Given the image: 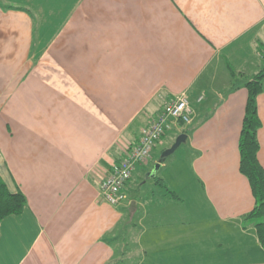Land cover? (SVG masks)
Here are the masks:
<instances>
[{
	"label": "crops",
	"instance_id": "0c3cea01",
	"mask_svg": "<svg viewBox=\"0 0 264 264\" xmlns=\"http://www.w3.org/2000/svg\"><path fill=\"white\" fill-rule=\"evenodd\" d=\"M263 67L264 0H0V178L28 201L0 225V264H115L130 228L133 264H264L239 150ZM181 96L191 123L170 122L126 190L156 164L164 187L123 226L102 184ZM258 114L264 169V91Z\"/></svg>",
	"mask_w": 264,
	"mask_h": 264
},
{
	"label": "trees",
	"instance_id": "16d2710c",
	"mask_svg": "<svg viewBox=\"0 0 264 264\" xmlns=\"http://www.w3.org/2000/svg\"><path fill=\"white\" fill-rule=\"evenodd\" d=\"M246 89L248 99L239 140L240 172L248 179L255 199L254 210L247 218L255 221L256 233L264 248V169L258 159L260 151L258 132L262 125L258 114V97L264 91V67L247 83ZM153 180L164 187L157 176ZM167 191L176 197L173 192L168 189ZM27 204V198L20 190L10 191L0 178V225L11 216L22 215ZM125 256V253L122 254L115 264H124Z\"/></svg>",
	"mask_w": 264,
	"mask_h": 264
},
{
	"label": "built area",
	"instance_id": "2783aa9c",
	"mask_svg": "<svg viewBox=\"0 0 264 264\" xmlns=\"http://www.w3.org/2000/svg\"><path fill=\"white\" fill-rule=\"evenodd\" d=\"M191 115L192 110L185 96L167 105L159 119L142 130L139 143L130 150L128 156L110 169L101 188L104 202L115 207L122 205L126 198L127 184L137 168L149 162L155 146L170 130V122L174 120L189 125Z\"/></svg>",
	"mask_w": 264,
	"mask_h": 264
},
{
	"label": "rangeland",
	"instance_id": "374dc122",
	"mask_svg": "<svg viewBox=\"0 0 264 264\" xmlns=\"http://www.w3.org/2000/svg\"><path fill=\"white\" fill-rule=\"evenodd\" d=\"M181 124L184 125L183 123H181ZM182 148L183 147H180L174 154L171 155V157L169 156L170 160H171V158H175V156H176L175 154L176 153L179 154V152H182L183 151ZM158 155L159 154H157V157H158ZM154 167H155V165H152V166L150 165L149 173L153 170ZM135 182H136V184L134 185V187H129L128 193H127V190L125 188L126 198H125L123 204L120 205V206H124L125 205V206H128V209H129L133 202L136 203L135 200H138V198H142V196L148 197L150 195V191L153 190V186H154L153 184L154 183H153L152 179H148L147 180V179H145V176H143V178L139 176V179H136ZM140 185H141V189L143 188L142 189L143 191L141 190L139 192L140 193V196H139V193H137V188ZM135 215H136V213L134 214L132 219L129 217V215H127L129 217V220L126 219L128 221V223H127V221H124L123 226L126 225V227H127V226H129V224L131 226H132L133 223L136 224L135 223V221H136ZM116 232H117V235L115 237L118 238V241H116V244H115V250H116V253H117L116 254L117 258L120 257L122 252H126V254L128 252H133L132 250L134 249L135 241H136V233H137L136 230H134V228H130L124 234L122 232H120V231L119 232L116 231ZM129 254H127L125 256V263L124 264H133L131 259H129V258H131L130 257L131 255H129Z\"/></svg>",
	"mask_w": 264,
	"mask_h": 264
},
{
	"label": "water",
	"instance_id": "95a60500",
	"mask_svg": "<svg viewBox=\"0 0 264 264\" xmlns=\"http://www.w3.org/2000/svg\"><path fill=\"white\" fill-rule=\"evenodd\" d=\"M186 141V136L185 135H181L176 139V142L174 143V145L168 149L165 150L162 155H161V159H165L169 156H171L172 154H174L179 148L180 146ZM161 168V164H157L155 165V167L153 168V170L147 175L146 178L148 179H154L156 178L158 172L160 171ZM137 207H136V203L133 202L129 208V216L132 219L134 214L136 213Z\"/></svg>",
	"mask_w": 264,
	"mask_h": 264
}]
</instances>
